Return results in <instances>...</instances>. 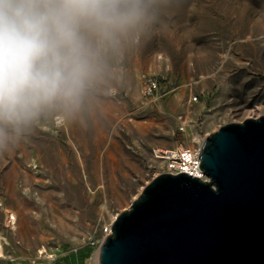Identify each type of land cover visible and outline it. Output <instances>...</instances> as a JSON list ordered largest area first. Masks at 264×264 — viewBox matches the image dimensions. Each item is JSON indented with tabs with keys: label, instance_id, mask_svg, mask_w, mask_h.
<instances>
[{
	"label": "rangeland",
	"instance_id": "374dc122",
	"mask_svg": "<svg viewBox=\"0 0 264 264\" xmlns=\"http://www.w3.org/2000/svg\"><path fill=\"white\" fill-rule=\"evenodd\" d=\"M105 62L78 110L49 111L0 154V264H88L103 227L164 172L155 147L193 145L263 115L264 0L162 5ZM143 73L164 82L155 97L144 93Z\"/></svg>",
	"mask_w": 264,
	"mask_h": 264
},
{
	"label": "water",
	"instance_id": "95a60500",
	"mask_svg": "<svg viewBox=\"0 0 264 264\" xmlns=\"http://www.w3.org/2000/svg\"><path fill=\"white\" fill-rule=\"evenodd\" d=\"M208 179L163 172L120 212L99 264H264V114L207 134Z\"/></svg>",
	"mask_w": 264,
	"mask_h": 264
},
{
	"label": "clouds",
	"instance_id": "9594fccd",
	"mask_svg": "<svg viewBox=\"0 0 264 264\" xmlns=\"http://www.w3.org/2000/svg\"><path fill=\"white\" fill-rule=\"evenodd\" d=\"M178 0H0V154L53 109L72 113L105 55Z\"/></svg>",
	"mask_w": 264,
	"mask_h": 264
},
{
	"label": "built area",
	"instance_id": "2783aa9c",
	"mask_svg": "<svg viewBox=\"0 0 264 264\" xmlns=\"http://www.w3.org/2000/svg\"><path fill=\"white\" fill-rule=\"evenodd\" d=\"M142 80L144 84V93L148 96L155 97L160 89L164 88V82L159 77L154 75H149L147 73L142 74ZM116 93V91H115ZM195 97L194 100H197ZM64 118L60 119L57 117V123L62 125L64 123ZM181 132H185L186 123L182 122L179 126ZM204 137L195 138V143L193 145H183L176 146L173 148L155 147L154 155L157 159L163 161L164 172H186L193 176H198L204 179H208L204 171L200 167L201 158V144ZM113 224V223H112ZM112 224L105 225L102 229L103 239L101 241L100 247L88 264H99L100 259V248L104 239L112 232ZM99 252V258L96 259Z\"/></svg>",
	"mask_w": 264,
	"mask_h": 264
},
{
	"label": "bare ground",
	"instance_id": "6f19581e",
	"mask_svg": "<svg viewBox=\"0 0 264 264\" xmlns=\"http://www.w3.org/2000/svg\"><path fill=\"white\" fill-rule=\"evenodd\" d=\"M177 98H180V94H178ZM60 119L64 118L65 117L63 115H60L58 116ZM200 136H196V138L198 139ZM184 144L183 143H180L179 146H183ZM16 220H17V216L15 215L14 212L10 211L8 213V221L10 224H15L16 223ZM0 257H5V250H4V244H3V241H2V235L0 234ZM99 258V252L97 254V257L96 259Z\"/></svg>",
	"mask_w": 264,
	"mask_h": 264
}]
</instances>
